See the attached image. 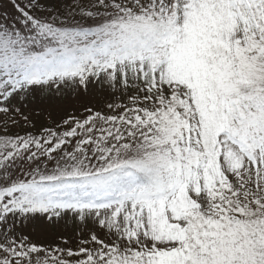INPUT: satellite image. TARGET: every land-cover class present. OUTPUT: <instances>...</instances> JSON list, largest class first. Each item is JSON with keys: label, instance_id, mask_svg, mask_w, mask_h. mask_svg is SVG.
Here are the masks:
<instances>
[{"label": "snow or ice", "instance_id": "snow-or-ice-1", "mask_svg": "<svg viewBox=\"0 0 264 264\" xmlns=\"http://www.w3.org/2000/svg\"><path fill=\"white\" fill-rule=\"evenodd\" d=\"M0 264H264V0H0Z\"/></svg>", "mask_w": 264, "mask_h": 264}, {"label": "rangeland", "instance_id": "rangeland-1", "mask_svg": "<svg viewBox=\"0 0 264 264\" xmlns=\"http://www.w3.org/2000/svg\"><path fill=\"white\" fill-rule=\"evenodd\" d=\"M37 123H38V126H39V124L44 123V121L41 120V121H38Z\"/></svg>", "mask_w": 264, "mask_h": 264}]
</instances>
